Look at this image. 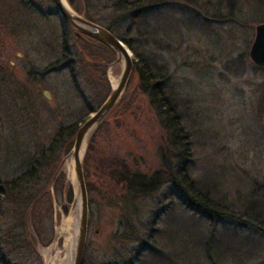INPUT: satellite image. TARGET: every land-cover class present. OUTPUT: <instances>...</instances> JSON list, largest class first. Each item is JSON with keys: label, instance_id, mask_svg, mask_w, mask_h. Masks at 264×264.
Wrapping results in <instances>:
<instances>
[{"label": "rangeland", "instance_id": "rangeland-1", "mask_svg": "<svg viewBox=\"0 0 264 264\" xmlns=\"http://www.w3.org/2000/svg\"><path fill=\"white\" fill-rule=\"evenodd\" d=\"M74 1L78 7L79 2L86 5L91 15L96 12L105 24L112 18L111 0ZM231 1L170 0L140 21L148 19L167 29L147 36L148 49L159 64L167 65L168 90L192 142L191 176L207 183L214 196L226 195L225 200L239 210L252 189L264 190V66L249 57L254 30L241 26L247 20L251 23L248 0H237L233 7ZM19 2L0 0L3 178L27 170L31 153L46 145L56 128L80 125L107 96L105 86L88 79L80 63L72 65L76 85L71 69L41 73L57 61L63 31L72 44L75 38L52 0H35L34 9ZM252 8L254 19L264 15L258 5ZM231 13L240 23L204 20V15L224 18ZM76 59L81 60L77 55ZM113 62L104 69L110 87L109 76L118 81L123 68V62ZM139 83L132 72L126 110L112 111L89 137L83 153L90 192L86 264H264L259 263L264 259L260 232L236 228L226 219L210 223L205 218L192 230L189 212L177 201L180 191L170 183L146 196H132L115 178L123 164L130 172L148 176L166 171L162 153L171 159L168 169L177 163L164 120L150 98L140 93ZM69 154L41 170L40 178L23 189L25 196L40 201L31 220L21 224L14 208L3 205L0 255L5 263H73L79 214L73 216L71 208L76 188ZM60 170L65 177L58 191L54 179ZM236 233L249 243L240 248L241 254L229 245L237 240ZM198 236L203 246L190 241ZM26 239L31 245L26 246ZM248 245L255 247L252 254L246 252Z\"/></svg>", "mask_w": 264, "mask_h": 264}, {"label": "trees", "instance_id": "trees-1", "mask_svg": "<svg viewBox=\"0 0 264 264\" xmlns=\"http://www.w3.org/2000/svg\"><path fill=\"white\" fill-rule=\"evenodd\" d=\"M19 1V3L25 7L29 6L31 9L35 7V0ZM111 1L112 4L109 5V8L112 10V18L105 24L102 19L97 17L96 12L94 15H91V12L88 11L86 5H83L82 2H79L78 7L74 0H67L70 7L76 13L79 14L83 12V16L86 19L108 29L130 49L134 56L132 72L139 78L140 93L150 98L151 103L163 118L165 128L170 133L172 146H174V148L176 147L175 160L177 162L176 165L174 163L172 170L168 169L167 167L171 165V159L169 160V157H167L165 153H162L161 165L166 164V171L157 170L148 176L138 172H130L123 164L122 170L117 173L115 178L123 182L125 188L132 196H146L158 190L163 183H170L173 188L180 191L177 201L180 202L181 207L184 208L185 211L189 212V219H191L190 228L192 230H197L201 225V219L204 218L205 220H209L210 223H218L220 220L226 219L235 223L236 228L247 227L264 235L263 189H252V191L244 197V200L240 201L239 210H237L232 203L225 200L226 195L221 194L220 196H214L212 188L209 187L207 183L199 181L191 176L190 169L193 165L192 142L189 140L188 132L185 131L183 127L182 114L176 106V99L171 96V90H168L169 72L167 65L159 64L156 57L153 55L154 52L148 49L150 40H148L147 36L157 34L159 31L166 33L167 29L158 26L156 23H152L151 20L148 19L143 22L140 21V17L151 16L160 6L169 4L170 0H155L153 2H151V0ZM2 8L0 5V9ZM60 19L63 24L68 25L72 29L75 38L74 43L72 44L70 42L67 38L66 31H63L59 40V56L57 57V61L51 66L44 68L43 70L45 71L41 73L46 74L59 69H71V76L74 77L73 81L76 85L77 77L72 69V65L80 63L84 65L85 71L88 73V79H94L96 83H102L105 86L108 96L111 87L105 77L104 69L106 64L114 61L116 57L115 52L109 46L94 38L78 34L66 20L61 17ZM142 40H145V43H142ZM99 48L104 50L103 54ZM76 55L81 58L80 61L76 59ZM69 56L72 58H68ZM126 87L117 103L105 118L109 116L112 111L116 110L121 114V112L126 110L124 102ZM98 108L99 106L96 109L91 108L90 112H94ZM104 119L102 121H104ZM78 127L79 125L77 124L59 126L54 130L46 145L37 149L35 151L36 153H31L27 170L11 178H3L0 176V226L3 221L4 204V206L8 207L9 205L11 208H14L12 209V213L20 223L24 220L27 222V220L33 218L35 207L39 205L40 201H38V197L30 194L29 196H25L22 192L26 188H30V185L40 178V173L43 172H41V170H46L49 166H52L54 162L56 163L62 160L63 156L71 151ZM86 154L82 160V166L89 203L90 192L87 182L88 172ZM50 173L52 177L54 172L51 171ZM64 177V173L60 170L54 179V187L56 190L59 191L60 187L62 188ZM47 196L50 199L49 192H47ZM17 210L19 211L18 213ZM199 233H202V231L199 230ZM15 235L17 238L18 235L19 237L24 236L23 233ZM37 235L40 237L39 233ZM236 235H238L237 240L230 242L229 245H232V247L236 248L238 253L241 254L243 250L240 248L249 243L241 234L236 233ZM191 238L190 241H192L194 245L203 246L204 243L202 239L200 240L201 237ZM35 241L36 240L32 239V245L35 244ZM25 244L26 246L31 245L27 239L25 240ZM254 248L255 247L248 245L246 252L252 254ZM0 261L3 262L2 264H7L4 261V257L1 255ZM259 263H264V259L259 261ZM83 264H86L85 256Z\"/></svg>", "mask_w": 264, "mask_h": 264}, {"label": "water", "instance_id": "water-1", "mask_svg": "<svg viewBox=\"0 0 264 264\" xmlns=\"http://www.w3.org/2000/svg\"><path fill=\"white\" fill-rule=\"evenodd\" d=\"M52 1L60 17L66 20L78 34L94 38L106 44L115 52L116 58L112 63L113 65L120 62L119 54L123 55V68L118 82L115 86H111L109 95L99 108L92 112L90 116L79 125L69 154L73 157V177L76 188L75 198L72 200L71 208L73 209L76 207L77 198H79L80 201L75 252L72 264H83L88 237L89 206L82 166L83 154L80 157V150L83 144H85L86 147L89 137L119 100L130 78L134 61L130 49L108 29L76 13L66 0V4L63 0ZM249 57L254 64L264 66V24L256 27V37L250 46Z\"/></svg>", "mask_w": 264, "mask_h": 264}, {"label": "flooded vegetation", "instance_id": "flooded-vegetation-1", "mask_svg": "<svg viewBox=\"0 0 264 264\" xmlns=\"http://www.w3.org/2000/svg\"><path fill=\"white\" fill-rule=\"evenodd\" d=\"M247 2L249 3V5H250L249 9L251 10V12H250L251 23H250V21L247 20V22H246L247 24L246 23L244 24V22H241V26L246 27V28H251V29L254 30L253 39H252V42H251V44H252L254 39H255V37H256V27L258 25L264 24V15L263 16H259L258 18L254 19V14H253V8L252 7L254 6V4H256V5H258L260 7L262 12L264 13V0H248ZM206 4H207V2H206ZM235 4H237V0H232L231 1V6L233 7V5L235 6ZM236 14H237V12H236ZM204 20L209 21V22H212V21L213 22H216V21H235L237 23H240V22H238L237 18L235 16H233L232 13H231V15L225 16L224 18L218 17L216 15H213V16L204 15ZM249 23H250L251 26L249 25ZM260 67H262V66H260Z\"/></svg>", "mask_w": 264, "mask_h": 264}, {"label": "bare ground", "instance_id": "bare-ground-1", "mask_svg": "<svg viewBox=\"0 0 264 264\" xmlns=\"http://www.w3.org/2000/svg\"><path fill=\"white\" fill-rule=\"evenodd\" d=\"M64 3H65V0H63ZM66 4V3H65ZM120 55V62L122 63L123 62V55L119 54ZM111 72V71H110ZM111 74V73H110ZM110 78V81L112 83L113 86L116 85V83L118 82L117 81V78L113 77V76H109ZM84 147H85V144H83L81 150H80V157L82 156L83 154V151H84ZM70 160H71V164H72V168H73V157L70 155ZM71 169V168H70ZM79 209H80V201H79V198H77V201H76V207H75V211H74V214L73 216H78L79 214ZM77 223V222H76Z\"/></svg>", "mask_w": 264, "mask_h": 264}]
</instances>
